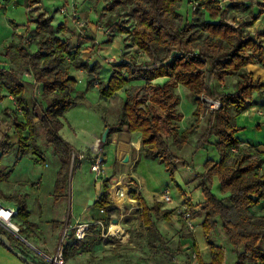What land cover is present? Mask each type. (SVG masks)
Listing matches in <instances>:
<instances>
[{"label":"trees","instance_id":"obj_1","mask_svg":"<svg viewBox=\"0 0 264 264\" xmlns=\"http://www.w3.org/2000/svg\"><path fill=\"white\" fill-rule=\"evenodd\" d=\"M41 1L27 0L28 8ZM89 1L98 5L100 0ZM120 4L127 5L128 15L134 20L130 32L132 43L147 59L137 61L132 57H122L110 64L111 73L107 80L88 79L87 89L97 82L100 96L108 98L127 86L131 80L150 83L161 77L167 79L152 88L145 103L128 92L116 121L105 122V127H109L106 141L109 134L122 129L139 132L143 155L159 159L173 174L175 162L186 161L171 149L168 138H172L181 148L197 133L198 128L195 122L178 133L177 125L182 114L176 108L180 100L176 92L177 86H186L195 97V118L199 116L203 106L202 94L219 100L220 107L207 113L205 128L196 146L209 143V138L214 136V145L220 157L218 160L206 159L204 172L199 175L198 186L204 194L201 207L193 211L190 202L187 207L194 217L203 216L201 227L211 252V261L207 264H222L224 258V248L213 242L218 220L227 242L236 254L233 264H264V214L257 215L251 210L264 198L263 155L255 146L243 144L235 135L241 129L235 118L248 106V97L253 91H264V81L254 78L252 72L246 70L249 63L264 66V45L256 40L264 35V31L252 36L247 30L251 21L239 20L238 25L231 24L228 8L222 6L220 0H194L190 21L184 20L178 11L180 0H131L129 4L128 0H109L106 9L112 10ZM51 20V16H45L42 12L30 15L28 21H34L36 31L40 32L36 41L37 49L30 51L25 45H21L11 52L15 57L13 62L24 66L33 76L34 82L41 86L43 102L29 100L24 79L14 67L0 70V101L4 98L2 88L6 87L22 110L21 114L16 112L22 119L13 122L17 141L11 142L9 135L3 134L0 153L5 155L16 146L17 161L28 153L34 154L35 159L44 161V150L36 142L37 134L43 133L45 143L51 145L53 153L59 159L52 192L54 202L57 203L68 196L71 164L73 163V172L79 160L74 146L60 134L64 113L84 97L83 92L78 95L72 93L77 80L69 71L70 64L89 73L98 72L101 64L99 57L92 63L81 59L77 61L75 58L81 43L89 42L91 49L98 47L94 38L83 36L61 23L58 29L69 30L80 43L70 47L57 35L46 33L44 26L50 27ZM117 30L120 33L128 32L126 27L120 25ZM106 41L109 42V38ZM71 52L74 54L69 63L65 56L71 55ZM235 72L238 79L232 88L225 90L216 87V83L224 84L226 78ZM12 170L0 167V181L6 180ZM214 177L218 180L220 191L227 194L225 198H219L211 192L210 182ZM134 182L131 197L139 200L141 225L148 247L162 249L172 257L178 249L167 246L157 221L164 219L170 222L173 210L162 208L161 202L157 200L149 204L139 194L138 182ZM10 199L17 204L19 233L35 229L37 225L29 220L26 195L14 194ZM93 205L105 209L111 206L106 180ZM91 231L99 232L100 226L92 224L89 229ZM0 232L8 237L15 249L27 255L22 241L1 225ZM85 244L84 240L70 241L64 251L65 260L68 259L66 252L70 246V250L74 252L79 248L84 249ZM0 245L5 247L1 240ZM240 246L244 247L242 251L238 249ZM195 252L199 264H205L196 247ZM33 263L38 264L34 260Z\"/></svg>","mask_w":264,"mask_h":264},{"label":"rangeland","instance_id":"obj_2","mask_svg":"<svg viewBox=\"0 0 264 264\" xmlns=\"http://www.w3.org/2000/svg\"><path fill=\"white\" fill-rule=\"evenodd\" d=\"M108 2L109 0H100L98 5H93L89 0H42L41 4L32 6V9L41 7L40 10H37L33 14L28 13L27 0H20L17 4L11 3L0 8V63H4L5 61L8 66L0 68V70H7L11 67L10 65H13L12 67L24 79L26 93L31 102L33 100L43 102L41 86L34 82L33 76L28 77L27 75H23L27 69L24 66L18 65V63H14L15 57L14 54H11L15 50V47L21 45H25L30 51L37 49L36 41L39 39L40 32L36 31V23L34 21H28L30 14L31 16H35L37 12H42L45 16H51L50 27L49 25L44 26L46 33L57 35L62 40H65L70 47L80 43L77 42L76 35L73 36L69 30L58 29L61 23H65L69 29H74L83 36L94 38L98 43V47L91 49L89 42L81 43L80 50L75 54V58L77 61L81 59L92 63L96 57H99L98 60L101 64V67L98 69L99 71H94L93 73H89L82 68H75L72 66L73 63L70 64L69 71L77 80L72 93L73 95H78L83 92L84 97L64 113L60 134L68 142H74L78 146V149H83L82 140L88 141L91 138V134L96 132L97 134H94L91 139L95 140V138H98L100 147L99 149L86 147L84 150L77 152L78 154H83L84 157L80 158L78 156L79 160H77V165L74 167L73 172L71 168L68 182V196L55 203L52 196L53 190L51 194L48 193V189L52 187L56 177L59 161L58 157L53 153L51 145L45 143L43 133L39 132L37 134L36 142L44 150V161L35 159L36 157L32 153H28L17 161L15 151L17 148L14 146L7 153L4 163H7L9 168L13 169L8 176L10 180L19 177V180L13 184L15 188L20 189L16 191V194H24L27 191L33 192L35 191V183L32 182L37 181L40 183V190H36L39 192L35 193L33 199L30 198L29 203L32 208V217L34 218L36 217V212L33 208L34 201L39 202V216L42 221L40 224L43 230L45 227L51 225V223L46 222L48 218L55 217V219H59L60 221L56 220L53 222H57L59 226L60 223H65L68 218L73 220L83 215L84 206L87 210L91 211L93 215L92 221L97 219L102 220L104 235L101 234V231H91L84 239V243H86L84 249L79 248L73 252L70 250V246L66 252L68 259L65 260L64 257V264H172L176 262L174 256L182 250V246L177 242L178 238L185 237L180 235L192 237L193 230H191L181 213L177 214L173 221L171 219L170 223L163 219L161 220L160 227L163 230L162 224L165 223L166 229L170 232L168 239L164 237L165 235L163 236L164 240L169 248H176L178 251L170 257L162 249H150L146 242L145 231L141 225L140 203L138 199L131 197V190L135 187L134 181H137L139 194L142 192L146 201L150 202L149 204L157 200L163 201L168 206L175 207L178 204L182 206L186 204L188 206L187 203L190 202L193 206V211H195L196 204L203 202L204 199L203 190L198 186V182L200 181L199 175L204 172V162L208 158L214 159L218 157L219 153L212 143L216 139L214 136L209 138V143L199 147L196 146L198 138L204 131L207 113L210 111H208L202 101L203 106L201 105L200 114L195 118L194 112L197 107L195 97L186 86L181 84L177 86L176 92L180 100L176 108L182 114L181 120L178 121L177 131L180 133L195 122L198 128L197 133L190 137L181 148L174 143L172 138H168L171 149L186 161V163H183L181 160L175 162L176 168L173 174L157 158L142 156L137 164L124 162L121 157H116L117 152H120V150L117 147V143H113V133L109 134L108 141L104 143L101 141V135L106 128L105 122L114 123L116 121L122 111L128 92L131 96H136L145 103L152 88L155 85L162 84L167 79L161 77L150 83H145L142 80H131L127 86L108 98L100 96L97 82L87 89L88 79L100 78L103 81L107 80L111 73L110 64L119 61L122 57H132L137 61L147 59V56L132 43V34L130 32L134 20L128 15L127 5L122 6L120 4L112 10H108L106 9ZM130 2L131 0H128V4ZM193 4L194 0H180L178 11L184 20L190 21L192 19ZM79 13L86 16L83 27H79L75 20V16ZM116 25L126 27L128 32L120 33ZM17 26L24 28L19 31L16 30ZM99 26L102 29H99ZM115 36H120L123 40L120 38L114 40ZM107 38H109V42L106 41ZM73 54L74 52H71V55L65 56L67 62L71 63L70 59L73 57ZM237 79L238 74L235 72L233 76L227 78L228 81L224 82L223 85L216 83V87L225 90L230 89L231 85L234 84L233 82ZM16 112L18 111L5 113L7 117L2 118L3 122L10 124L12 127L14 125L13 122L22 119L21 115H17ZM24 133L27 134V132ZM96 161H99L101 166L99 174L93 169ZM192 176H195L196 180H192ZM110 179H113V181ZM105 180L110 187L109 201L111 202V206L101 211L100 208L94 206L93 203H89L88 200L91 199L93 202L96 200L103 190ZM98 181H101L100 188L98 189L100 192L96 193ZM83 183L87 187L89 186L87 190H92L90 195L85 194L86 190L80 188V184ZM116 188L119 189V196L122 198L123 203L121 207L111 197V192ZM165 189H169L168 191L171 196V201L169 202H166L163 197L161 200ZM210 190L215 195L219 192L223 196L227 195L220 191L216 177L212 178L210 182ZM123 191L127 193L128 198L122 195ZM192 221L196 226V234L204 240L203 231L198 222L199 219H196L197 222L195 219H192ZM112 223L121 225L124 233L112 234L109 231ZM177 223L182 225L181 232L175 230L178 226ZM185 227L188 231L183 229ZM29 230L27 229L23 232L25 236L19 234L22 238L20 241L26 246V257L34 260L35 257L30 256L31 252H33L40 257L42 263L46 264L43 257L46 256L44 253L48 254V252H45L48 250L45 248V251L41 250L40 252L35 248L36 244L26 234ZM169 242L170 244L168 245ZM49 247L53 246L49 245ZM54 249L50 255L54 254ZM35 261L38 264H42L39 259ZM177 264L180 263L177 262Z\"/></svg>","mask_w":264,"mask_h":264},{"label":"crops","instance_id":"obj_3","mask_svg":"<svg viewBox=\"0 0 264 264\" xmlns=\"http://www.w3.org/2000/svg\"><path fill=\"white\" fill-rule=\"evenodd\" d=\"M19 1L20 0H3L0 2V8L5 7V6H7V4H11V3L17 4ZM220 2H221L222 6L228 8L230 20L251 21V23L247 26V30L250 31L252 36H256V34L264 31V0H220ZM39 4H41V2ZM39 4H37V5H39ZM233 4H237V5L234 6ZM244 5H246V6H244ZM40 8L32 9V6H31L30 8H28V13L33 14L37 10H40ZM3 9H5V8H3ZM22 28H24V27L17 26L16 30L20 31ZM118 38L123 40V38H121L120 36H115L114 40L115 39L117 40ZM256 40L261 41L262 44L264 45V35L257 37ZM100 53H102V52H100ZM10 66L12 67L13 65H10ZM4 67L5 68L8 67L5 61H4V63L3 62L0 63V68H4ZM246 70L248 72H252L254 78H258V79L264 81V66L263 65H261L259 63H249L246 66ZM231 76H233V75H231ZM231 76H229V77H231ZM29 77H31V76H29ZM229 77H227V78H229ZM227 78H226L225 82L228 81ZM153 81H155V80H153ZM235 81L233 83H235ZM0 82H1V80H0ZM232 87H233V84L231 85L230 88H232ZM1 94L4 95V98L2 101H0V140H1L3 134H8L10 139H11V142L15 143L17 141V133L15 130V126L13 125L11 127L10 124H8V123L5 124V122H3V120H2V118L7 117L5 113L14 112L19 107H18L13 95H11L9 93V91L6 87L2 88ZM248 99H249L248 106L245 109H243L235 118L236 124L241 127V129L239 131H237L235 135L243 144L253 145L260 152H262V155H263V166H262V168H264V91L259 92V93L253 91L251 93V95L248 97ZM13 131H14V133H13ZM119 131L120 132H117V131L113 132V143L115 144V142H116L117 147L120 150V152H117L116 157H121V159L123 160L125 155L129 154L127 162L128 163L133 162V163L138 164L141 157L144 156L142 153V150L140 153V148H141L140 133L139 132H128L125 129H122ZM15 133H16V135H15ZM24 134H26V133H24ZM94 134H97V133L96 132L92 133L91 138L93 137ZM91 138L88 141L82 140V145L84 146L83 149H78V146L74 142H71V143L75 147L76 152H79V150H84L86 147L87 148L92 147V144L94 143V141H93L94 139H91ZM215 140L216 139H214L212 141L213 144H214ZM136 141L139 142V146H137ZM121 145H125V146L121 147ZM15 151H16V149H15ZM6 155L7 154L1 155V153H0V167L8 169L9 165L7 163L6 164L4 163V159H5ZM80 155H82L84 157L83 154L79 153L78 156L80 157ZM219 157H220V155L218 153V157L214 158L213 160H218ZM58 161H59V159H58ZM58 166H59V162H58ZM9 178L10 177H8L6 180L0 181V200L2 202H4L6 205L15 208L17 211V204L14 200H11L10 197L12 195L16 194L17 190H20V189H17L13 186L15 181L19 180L18 179L19 177L13 178L11 180ZM110 180L113 181V179H110ZM138 180H139V183L141 184L139 177H138ZM192 180H196V177L192 176ZM54 181H55V179H54ZM54 181H53V185H54ZM100 182L101 181H98L96 184V186H97L96 187V189H97L96 193L100 192V191H98V189L100 188ZM32 183H35V191H33V192L27 191L24 194L26 195L27 208L30 212L29 220L31 222L35 223L37 225V227H35V229H30L28 232H26V234H28L30 236V238L32 239V241L37 245L36 246L34 243H32L33 245H35V248L38 251H40V252H41V250L45 251V248H46L48 251H45V252H48V254L47 253H44V254L46 256H48V255L52 254L53 248L56 249V246H57L59 239H60V235H61L62 230H63L62 228L64 226L63 225L64 222L60 223V225L58 226L57 222L53 223L57 219H55V217H50L46 220V222L51 223V225L45 227L43 230V228L41 227V224H40L42 221H41V218L39 216L40 208L38 207L39 206L38 201L37 202L34 201L35 203L33 205V208L35 209L36 217H34V218L32 217V212H31L32 208L30 207L29 200H30V198L33 199V197L35 196V193L37 194L39 192L36 190H40V188H41L40 183H38L37 181H34ZM53 185H52V187H50L48 189L49 194H51V192L53 190ZM80 188H82L83 190H86L85 194H87V195H90V193L92 191V190H87L89 188V186L87 187V185L85 183L80 184ZM165 190L168 191L169 189H165ZM18 194H23V193H18ZM141 195L145 198V196L142 194V192H141ZM109 196H110V187H109ZM216 196L219 198H223V197L225 198L226 195L223 196L219 192ZM162 197H163V194L161 196V200H162ZM169 201H171V199ZM169 201H166V202H169ZM161 202H162V205H161L162 208H167V209L170 208L171 210H173L172 215H171L172 221L175 219V216L177 214L178 215H179V213L182 214V212L185 210L186 211L188 210L191 214V224H192L191 230H193L192 234H191L192 237L188 236V235H180V236H185V237H179L177 240V242L180 243V245L182 246V250L174 256L175 261L179 262L180 264H199L198 259H197L196 254H195L196 253L195 247H196L198 249V252H199V255H200V258L202 259V261L205 264L209 263L211 261L210 248L206 244L205 239L202 240V238L198 237V235L195 232L196 226L194 225V223L192 221V219H195V221H196V219H199L198 222L201 225V222L203 220V216L194 217L192 214V211H190L188 209L186 204L184 206H182L181 204H178L175 207H173V206L166 205L163 201H161ZM225 202H227V201H225ZM92 203H94V202H92ZM196 205L197 206L195 208H196V210H198L201 207L202 202H199ZM251 210H252V212H254L257 215L264 214V198L260 201V203L258 205L253 207ZM83 212H84L83 215H80L77 218H74L73 220L68 219V220H66L65 223L68 222V223L72 224V223L77 222V221H92L93 215L91 214V211L87 210L84 206ZM96 217H98V216H96ZM14 220L17 224L20 225V221L18 220L17 216H15ZM161 222H162L161 220L157 221V226H158L159 230L162 232L163 236L165 235L164 237H166L168 239L170 236L169 235L170 232L166 229L165 223L162 224V226H163V230H162V227H160ZM169 223H166V224H169ZM177 224H178V226H177V228H175V230L178 232H181L182 225H180L179 223H177ZM197 225H198V223H197ZM183 229L187 230L186 227ZM201 230H202V227H201ZM11 234L16 236L19 240H21V238H19L18 235L14 234V233H11ZM20 235L25 236V233L20 234ZM213 236H214L213 242L216 245H220L224 248V258H223L222 264H233L236 260V254L233 251V247L227 242L225 235L221 229L219 220H218V223H217V226H216V229H215ZM57 237H58V239H57ZM51 241H52V243H51ZM70 241H72V240H68L67 245ZM169 244H170V242L168 243V245ZM49 245H51L53 247H49V248H51V249H49L48 248ZM67 245L65 246V249H66ZM238 249L240 251H242L244 249V247L240 246ZM227 254H228V256H227ZM30 256L35 257L34 261L35 260L38 261V259H39L40 263H42L40 257L38 255H36L35 253L31 252ZM0 264H27V263L24 260H22L21 258L17 257L13 253H11L5 247L0 245ZM42 264H44V263H42ZM46 264H49V263H46Z\"/></svg>","mask_w":264,"mask_h":264},{"label":"built area","instance_id":"obj_4","mask_svg":"<svg viewBox=\"0 0 264 264\" xmlns=\"http://www.w3.org/2000/svg\"><path fill=\"white\" fill-rule=\"evenodd\" d=\"M75 20L79 27H83L86 21V16L79 13L75 16ZM229 22L231 24L238 25L240 21H234L229 19ZM99 29H102V27L99 26ZM23 75H27L28 77L32 76L27 71H25ZM201 100L204 102V105L206 106L208 111H212L220 107V102L217 99H211L202 94ZM17 111L19 114L22 113V110L20 108H18ZM80 157H82V155H80ZM93 169L96 171L97 174L100 173L101 166L99 164V161H96L93 166ZM163 199L165 201H169L171 199L170 193L167 190L163 192ZM100 210L104 211V208H100ZM16 214L17 211L15 208L6 205L0 200V225L3 226L6 230H8L10 233L19 235V225L14 220ZM182 214L188 222L189 227L192 228L190 212L188 210H185L182 212ZM92 224L99 225L101 234L104 235V224L101 219H97L95 221H77L72 224L68 222L64 223L59 242L56 246V249L54 250V254L44 256L45 262L49 264H64V251L68 240H84L90 233L89 229ZM172 264H177V262H174Z\"/></svg>","mask_w":264,"mask_h":264},{"label":"water","instance_id":"obj_5","mask_svg":"<svg viewBox=\"0 0 264 264\" xmlns=\"http://www.w3.org/2000/svg\"><path fill=\"white\" fill-rule=\"evenodd\" d=\"M108 130L109 127H106L105 130L103 131L102 135H101V141L104 143L106 141V137L108 134ZM128 157L129 154H126L124 157V162L128 161ZM72 166V165H71ZM72 168V167H71ZM70 168V169H71ZM89 203H92L93 201L90 199L88 201ZM19 238H21L18 235ZM22 239V238H21ZM0 240L1 242L4 244V246L6 247L7 250H9L11 253H13L14 255H16L17 257L21 258L22 260H24L25 262H27L28 264H34L32 260H30L29 258H27L23 253H21L19 250L15 249L9 242V239L7 236H5L3 233L0 232Z\"/></svg>","mask_w":264,"mask_h":264},{"label":"bare ground","instance_id":"obj_6","mask_svg":"<svg viewBox=\"0 0 264 264\" xmlns=\"http://www.w3.org/2000/svg\"><path fill=\"white\" fill-rule=\"evenodd\" d=\"M136 144H137V146H139V142H138V141H136ZM123 146H125V145H121V147H123ZM99 147H100V144H99L98 138H95L94 143L92 144V148H93V149H99ZM118 188H119V187H118ZM118 188L114 189V190L111 192V197H112L113 201H114L119 207H121L123 202H122V198H120V196H119V189H118ZM122 188H123V187H122ZM122 188H121V189H122ZM122 190H124V189H122ZM122 195L125 196L126 198H128V197H127V193H126L125 191L122 192ZM109 231L112 232V234H113V233H120V234H123V233H124V230H123L122 226L119 225L118 223H112V224L110 225ZM126 236H127V235H126Z\"/></svg>","mask_w":264,"mask_h":264}]
</instances>
